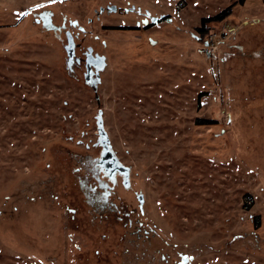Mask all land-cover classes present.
<instances>
[{
    "label": "rangeland",
    "instance_id": "1",
    "mask_svg": "<svg viewBox=\"0 0 264 264\" xmlns=\"http://www.w3.org/2000/svg\"><path fill=\"white\" fill-rule=\"evenodd\" d=\"M0 264H264V0L0 7Z\"/></svg>",
    "mask_w": 264,
    "mask_h": 264
},
{
    "label": "water",
    "instance_id": "2",
    "mask_svg": "<svg viewBox=\"0 0 264 264\" xmlns=\"http://www.w3.org/2000/svg\"><path fill=\"white\" fill-rule=\"evenodd\" d=\"M65 50H66V54H67V57H68L67 65H69L71 63L73 57H74V41H73V38H72L71 35L67 39V44L65 45ZM99 62H101V63L96 66V79H97V81L99 80L98 71L100 69H102L104 67V65H105L103 56H99ZM86 68H87V72L85 74V80H86V82H89L90 81L89 77L92 74L91 73L92 70H90L89 64L87 65ZM100 134H101V141H102V143L104 145V149H105V153H104V156H103L104 163H106L107 167L111 171H114L116 169L119 170V171H122L123 168L119 167L116 164L115 158L112 156V154L109 152V150H108V148L106 146V142H105V139H104L105 133L103 132L101 126H100Z\"/></svg>",
    "mask_w": 264,
    "mask_h": 264
},
{
    "label": "crops",
    "instance_id": "3",
    "mask_svg": "<svg viewBox=\"0 0 264 264\" xmlns=\"http://www.w3.org/2000/svg\"><path fill=\"white\" fill-rule=\"evenodd\" d=\"M49 1L50 0H0V7L10 9L13 12H32L41 8L36 7V5L44 6V4Z\"/></svg>",
    "mask_w": 264,
    "mask_h": 264
},
{
    "label": "flooded vegetation",
    "instance_id": "4",
    "mask_svg": "<svg viewBox=\"0 0 264 264\" xmlns=\"http://www.w3.org/2000/svg\"><path fill=\"white\" fill-rule=\"evenodd\" d=\"M71 34L67 31L66 32V36H67V39L68 37L70 36ZM72 36V35H71ZM76 45V44H74ZM76 47V46H75ZM80 64V63H83L85 65V67H87V65L89 64V67H90V70H92V74L90 75L89 77V80L90 81H93L95 75H96V66L98 64H100L101 62H99V56H97L95 53H93L91 51V49L87 50L84 54V58H80L78 56H75L73 57L71 63L68 65V68L71 70L72 69V66L74 64ZM86 72H87V68H86ZM96 80V79H95ZM94 80V81H95Z\"/></svg>",
    "mask_w": 264,
    "mask_h": 264
},
{
    "label": "trees",
    "instance_id": "5",
    "mask_svg": "<svg viewBox=\"0 0 264 264\" xmlns=\"http://www.w3.org/2000/svg\"><path fill=\"white\" fill-rule=\"evenodd\" d=\"M229 9L230 8H226L211 18H203L202 23H205L206 21H209V20H221V19L225 18L230 13Z\"/></svg>",
    "mask_w": 264,
    "mask_h": 264
},
{
    "label": "built area",
    "instance_id": "6",
    "mask_svg": "<svg viewBox=\"0 0 264 264\" xmlns=\"http://www.w3.org/2000/svg\"><path fill=\"white\" fill-rule=\"evenodd\" d=\"M214 42H215V41L212 39L211 44H210V48H211L210 50H212V51L215 52L216 49H217V45H215Z\"/></svg>",
    "mask_w": 264,
    "mask_h": 264
},
{
    "label": "snow or ice",
    "instance_id": "7",
    "mask_svg": "<svg viewBox=\"0 0 264 264\" xmlns=\"http://www.w3.org/2000/svg\"><path fill=\"white\" fill-rule=\"evenodd\" d=\"M43 5H36V7H42ZM23 14H26V13H23Z\"/></svg>",
    "mask_w": 264,
    "mask_h": 264
}]
</instances>
